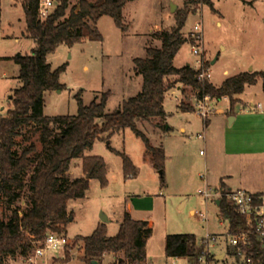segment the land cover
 Returning <instances> with one entry per match:
<instances>
[{
	"label": "rangeland",
	"instance_id": "1",
	"mask_svg": "<svg viewBox=\"0 0 264 264\" xmlns=\"http://www.w3.org/2000/svg\"><path fill=\"white\" fill-rule=\"evenodd\" d=\"M78 1L70 0L69 8ZM186 1H129L122 11L126 31L117 27L110 16H103L97 23L103 38L101 41L86 40L72 47L59 45L48 54L47 61L52 69L65 66L59 79L62 88L45 94L44 114L50 117L77 115L78 96L88 106L96 98L99 100L103 93H108L105 112L117 111L124 101L137 95L142 88V76L135 72L134 59L146 58L147 47L161 46L155 34L172 28L176 12L185 10ZM212 1L214 9L202 3L188 5V16L182 29V36L187 41L176 54L174 66L190 65L194 68L200 60L210 72L209 80L215 86L242 72H264V0ZM196 25L200 27L201 43L195 39ZM25 28L21 2L0 0V117L11 108L10 98L20 86L19 65L11 57L32 54L36 47L34 40L25 36ZM193 45H199V54L192 52ZM170 80L173 88L166 94L164 102L166 118L138 122V128L149 138L151 145L162 146L165 150L164 185L161 172L154 168L144 141L134 131L126 128L110 137L108 133L102 134L85 155L104 159L107 185L103 187L99 180L92 179L85 198L68 202V209L73 213V220L66 225L64 233L69 247L46 251L36 264H86L74 245L76 237L91 235L103 223V215L108 219L104 223L107 234L115 236L127 204L136 218L152 224L153 233L146 243L147 264H194L187 257H166L168 234H193L197 243L212 235L216 240L209 241L206 251L211 255L224 251L228 222L220 216L219 207L212 201L203 203L198 190L206 185L212 189L220 188L223 180L232 189L246 188L253 193L264 191V153L238 160L228 156L236 145L245 146L248 139L255 140L264 149V115L253 125L240 126L237 123L222 128L214 125L207 135L205 121L198 115L191 88L173 82L174 77ZM237 98L240 102L235 106L236 112L251 103L261 104L264 110L263 80L259 78L256 84L246 86ZM183 102L191 105L193 111H182L179 105ZM212 104L223 109L230 106L228 98ZM251 128L255 131L250 132ZM40 135L38 126L23 127L15 139V151L20 154L33 144L36 152L32 155H42ZM122 154L136 167V177L125 176ZM31 171L32 168L24 177L22 199L13 205H9L7 199L0 202V218H6L15 207L21 211L27 208ZM83 176L81 159L72 160L68 178L73 180ZM200 212L207 213L208 221L198 216ZM66 251L69 260L65 257ZM22 261L17 258L7 260L5 264H22ZM109 261L106 257L103 264H109ZM211 264L224 263L213 261Z\"/></svg>",
	"mask_w": 264,
	"mask_h": 264
},
{
	"label": "trees",
	"instance_id": "2",
	"mask_svg": "<svg viewBox=\"0 0 264 264\" xmlns=\"http://www.w3.org/2000/svg\"><path fill=\"white\" fill-rule=\"evenodd\" d=\"M25 13V36L34 40L32 54H17L11 59L19 65L20 86L11 96V108L0 117V202L7 199L9 205L18 203L23 196L24 177L32 168L28 180V206L23 211L15 207L6 218H0V264L7 260L27 258L43 243L50 232L65 233L66 225L73 220L68 209L70 200L85 198L92 179L99 180L104 187L108 183L107 165L100 156H86L101 135L109 137L130 128L145 143L154 168L161 172L164 185L165 150L154 147L149 138L138 128V122L163 120L166 118L164 102L166 94L173 88L170 78L191 88L195 99L204 97L220 101L229 99V112L233 113L246 86L263 80L264 72H242L225 79L215 86L207 78H199L200 72L186 65L176 68L174 58L187 41L182 29L188 16V5L202 3L214 9L212 0H187L185 10L176 12L175 24L170 30L156 33L160 47H147L146 58H135V72L142 76L141 91L124 101L112 113H106L108 93L84 105L78 96V113L73 116H46L45 94L59 90V81L65 66L52 69L47 56L59 45L72 47L83 41H101L97 28L99 19L110 16L117 27L126 31L122 11L132 0H79L69 8L70 0H53L55 8L44 20L38 18L40 0H19ZM185 94V91H182ZM184 111L193 107L184 102L179 105ZM206 122V121H205ZM40 127L42 155L33 156L36 147L32 144L20 154L15 151L16 137L23 127ZM123 155V170L126 177H136L137 169ZM81 159L83 177L69 179L71 162ZM222 190L228 189L222 185ZM220 216L229 223L228 232L236 234L245 229L243 217L222 199ZM153 228L148 221L135 220L126 211L115 236L107 234L104 223L91 235L78 236L74 245L81 252L80 259L86 264H102L105 255L115 256L119 264H142L146 259V243ZM69 247L67 245L64 250ZM203 248L193 234H168L165 239V255L168 258L187 257L199 264ZM68 259L69 253L65 252ZM95 262V263H94Z\"/></svg>",
	"mask_w": 264,
	"mask_h": 264
},
{
	"label": "built area",
	"instance_id": "3",
	"mask_svg": "<svg viewBox=\"0 0 264 264\" xmlns=\"http://www.w3.org/2000/svg\"><path fill=\"white\" fill-rule=\"evenodd\" d=\"M54 8L55 3L53 0H40L38 18L40 20L46 19ZM194 30L197 32L195 36L196 42L201 43L202 37L199 34L200 27L196 25ZM192 52L194 54H199V45H193ZM194 69L200 72L199 78H211L210 72L205 70L200 60L197 61ZM213 101L218 102L208 96L196 100L195 107L198 115H200L204 121L217 114L220 110V108H216L215 104H212ZM261 107V104H252L248 106L250 110H260ZM198 194L202 198L204 204H207L208 201H212L216 205V199H220L221 201L223 198L226 199V201L243 217L245 225V229L239 233L230 234L228 232L227 244L224 251L217 255H211L206 251L209 241L216 240V237L207 235L205 238L201 239L198 245L203 248V254L199 258V264H211L213 261L222 262L224 264H264V191L253 193L244 188H236L228 189L224 192L222 188L212 189L206 185L204 188L198 190ZM198 216L202 220L208 221L207 213L200 212ZM68 244L69 240L64 233L50 232L44 242L37 246L27 258L23 259L22 264H36V260L42 257L46 251L64 250ZM42 245H44V247H42ZM115 264L119 263L116 262Z\"/></svg>",
	"mask_w": 264,
	"mask_h": 264
},
{
	"label": "crops",
	"instance_id": "4",
	"mask_svg": "<svg viewBox=\"0 0 264 264\" xmlns=\"http://www.w3.org/2000/svg\"><path fill=\"white\" fill-rule=\"evenodd\" d=\"M252 104L253 103H251L250 105H252ZM228 109H229V106L226 109L220 108V110H219V112L217 114L213 115L208 120H206V122L204 124L205 125L204 126V131H205V133H207V135L212 132L214 125H218L221 128L223 126L226 127V125H233L234 126L237 123L240 124V126L241 125L242 126L246 125L247 123H250V124L253 125L254 122L259 119L258 117L264 115V110L262 109V107H261L260 110H258V109L250 110L247 107L245 109H241L240 112H236L234 110L233 113L228 112ZM225 110H226V112H225ZM260 119H262V118H260ZM182 130H184V129H182ZM252 131L254 132L255 130L251 128L250 132H252ZM203 138H204V135H203ZM236 146L237 147H235L234 151L232 150V151L228 152V156H234V160L235 159L238 160L239 158L241 159V158H244V157H247V156H250V157L257 156V155H261V154L264 153V149L262 147L258 146L257 142H255V140H253V139H248L247 142H245V146H242V147H241V145H239V146L236 145ZM222 185H224L227 189H232L223 180H221V182H220V188H221ZM244 189H246V188H244ZM255 193H257V192H255ZM126 209H127V211L129 212L130 216L133 219H135V220H143V219H139V218L135 217L133 209L131 207H129L128 204H127V208ZM191 213L193 214L194 211H192ZM143 221H148V220H143ZM148 222L151 224L150 221H148ZM151 226H152V224H151ZM106 257H108L109 260H110L109 264H115L116 263L115 262V256L108 254V255L104 256V258L102 260V264L105 261ZM142 264H147V259H145V261Z\"/></svg>",
	"mask_w": 264,
	"mask_h": 264
},
{
	"label": "water",
	"instance_id": "5",
	"mask_svg": "<svg viewBox=\"0 0 264 264\" xmlns=\"http://www.w3.org/2000/svg\"><path fill=\"white\" fill-rule=\"evenodd\" d=\"M174 7H175V6H173V9H172V10H174ZM231 119H232V118H231ZM229 121H230V120H229ZM220 201H221L220 199H216V200H215V203H216L217 206H220ZM101 220H102L103 223H106V222L108 221L107 217L104 216V215L101 217ZM94 263H95V262H94Z\"/></svg>",
	"mask_w": 264,
	"mask_h": 264
}]
</instances>
